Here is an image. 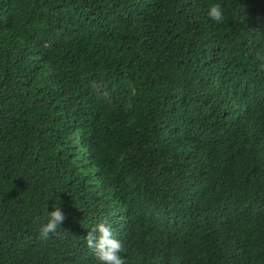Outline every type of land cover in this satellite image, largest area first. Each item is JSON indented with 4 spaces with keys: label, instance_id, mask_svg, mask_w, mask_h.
<instances>
[{
    "label": "trees",
    "instance_id": "trees-1",
    "mask_svg": "<svg viewBox=\"0 0 264 264\" xmlns=\"http://www.w3.org/2000/svg\"><path fill=\"white\" fill-rule=\"evenodd\" d=\"M102 220L124 264H264V0H0V264H98Z\"/></svg>",
    "mask_w": 264,
    "mask_h": 264
},
{
    "label": "clouds",
    "instance_id": "clouds-1",
    "mask_svg": "<svg viewBox=\"0 0 264 264\" xmlns=\"http://www.w3.org/2000/svg\"><path fill=\"white\" fill-rule=\"evenodd\" d=\"M206 14L215 22H222L225 19V11L219 2L210 4ZM46 212V222L42 223L39 228V235L42 238L55 232L58 222L65 216L58 206ZM86 244L93 251L98 264H124V259L120 255L121 242L113 236L111 227L105 221L96 223L87 232Z\"/></svg>",
    "mask_w": 264,
    "mask_h": 264
}]
</instances>
